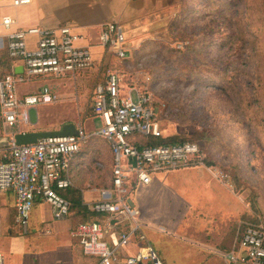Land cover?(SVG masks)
I'll list each match as a JSON object with an SVG mask.
<instances>
[{
	"label": "rangeland",
	"instance_id": "obj_1",
	"mask_svg": "<svg viewBox=\"0 0 264 264\" xmlns=\"http://www.w3.org/2000/svg\"><path fill=\"white\" fill-rule=\"evenodd\" d=\"M263 13L264 0H184L171 21L166 20L149 39L135 43L128 60L132 70L127 69L124 76L127 84L130 79L143 83L148 78L149 86L164 104L165 137L198 140L205 147L204 159L216 164L248 204L249 198L257 202V209L252 207V217L245 219L241 231L257 220L264 226V86L258 82L259 75L264 79ZM223 39L230 40V44L222 46ZM236 59L237 64L231 67ZM67 77L19 84L20 93L47 86L60 97L30 109L29 124L16 122L8 125L5 133L31 128L61 131L67 124L80 123L86 131L100 128V117L80 116L85 112L80 90L90 86L92 76L86 81L78 75L75 79ZM122 87V95L126 96L129 88L125 83ZM255 96L262 100V106ZM248 103L252 104L244 111ZM97 138L91 141L100 140ZM94 156L90 152L84 157V167H91ZM76 168L71 169L72 177H76ZM187 169L190 168L154 173L152 183L138 185L131 198L145 222L143 232L166 264H209L207 249L197 241L203 236V228L216 226L211 216L219 209L213 206L203 211L204 204L200 202L184 218L179 215L182 211L174 210L172 216L168 213L172 205L167 199L153 202L165 208L160 213L150 210L147 202V189L155 182L181 190L182 183L198 174L195 167ZM232 174L241 179L239 185ZM200 180L204 184L205 176ZM87 189L88 200L97 198ZM228 203L241 207L236 200ZM160 227L165 231H159Z\"/></svg>",
	"mask_w": 264,
	"mask_h": 264
},
{
	"label": "built area",
	"instance_id": "obj_2",
	"mask_svg": "<svg viewBox=\"0 0 264 264\" xmlns=\"http://www.w3.org/2000/svg\"><path fill=\"white\" fill-rule=\"evenodd\" d=\"M31 1L0 0V9ZM15 23L10 15L0 16V25L7 31L0 34V127L29 123L30 109L59 99L47 86L20 93L19 84L74 76L91 69L95 62L90 47L76 44L79 37L70 25L13 28ZM30 37H36L34 43L29 42ZM99 38L110 55L124 61L130 57L132 48L118 23L104 26ZM5 57L13 62L9 71L4 69ZM16 61L22 72L16 71ZM127 69L132 70L129 65L126 69H110L105 80L94 87L92 110L102 120L100 128L86 131L79 124L73 134L46 136L25 145L12 140L9 146L0 148V190L15 193L20 226L27 224L37 199L50 204L56 218L67 217L71 203L61 192L73 186L71 165L90 138L104 139L112 153V182L108 188L99 189L101 199L89 208L106 214L107 219L81 222L73 236L79 240L83 254L95 257L97 264H166L143 232L145 222L131 195L138 185H150L156 172L203 163V151L195 142L154 143L165 138L164 104L149 86L148 78L143 83L130 79L127 84ZM122 83L129 88L126 96L122 95ZM222 177L226 175L222 173ZM224 257L226 264H264L263 225H247ZM0 264H4L2 253Z\"/></svg>",
	"mask_w": 264,
	"mask_h": 264
},
{
	"label": "crops",
	"instance_id": "obj_3",
	"mask_svg": "<svg viewBox=\"0 0 264 264\" xmlns=\"http://www.w3.org/2000/svg\"><path fill=\"white\" fill-rule=\"evenodd\" d=\"M183 1L32 0L31 3L20 7H3L0 9V16L3 14L12 16L16 20L13 28L32 26L56 28L70 25L73 33L79 37L76 44L90 47L95 58L93 67L67 77L75 79L78 75L86 81L90 80L92 76V82L88 87L90 90L85 87H81L80 90L83 107H85V112L80 116L87 117L94 115L92 110L94 87L105 80L110 69L114 67L126 69L131 57L130 55L124 61L107 52L100 44L99 38L103 27L112 22L123 27L132 53L137 41L149 39L159 28L164 26L166 20L171 21L173 15L181 9ZM6 32L0 25V34ZM35 40L36 37L29 38L30 43H34ZM16 63H18L17 69L21 64L19 61ZM12 64L13 62L11 63V60L5 57L4 69L6 71L10 70ZM38 81L47 80L40 79ZM77 126L75 125V127ZM6 127H0V137H11L16 133H5ZM27 131L49 130L31 128L18 132ZM93 138L95 137L90 138L88 143L83 146L81 153L75 157L70 168L73 187L79 190L82 197L81 203L87 207L88 211L91 210L89 206L93 202L101 199L99 189L108 188L112 182L110 146L107 141L99 137L97 139L100 140L92 142ZM90 152L95 154L94 162L90 164V168L84 167V157ZM73 166L77 167L74 174L76 177H72L71 174ZM194 167L197 168L198 174L194 179L182 183L181 190L176 187L171 190L169 186L155 182L150 189H147L149 194L146 199L150 204V210L156 213L162 212L165 208L157 207L153 202L156 200L162 202L167 199L172 205V211H170V207L166 206L169 210L168 213L172 216L174 210L182 211L179 215L184 218H187L190 210L200 202L202 205L204 204L203 211L211 210L214 208L213 206L215 209H219L217 214L211 216L215 221L213 224L216 226L210 227L209 230L203 228L202 231L205 234L198 237L197 242L207 249L209 264H226L224 255L237 243L242 223L247 222L245 219L252 217V208L246 202V197L243 198L242 194L236 192L230 182L222 177L218 167L196 164L184 168L193 169ZM201 176H205L204 184L200 180ZM87 188L92 194L95 193L97 198L93 196L88 200L86 198ZM229 200H236V204L241 207H231L229 203L227 204ZM15 203L16 196L12 190H0V253L4 256V264H97L95 257L83 254L79 240L72 233L79 223L87 221L82 212L72 211L67 217L58 219L50 204L37 199L30 211L27 224L20 226L16 220ZM133 205H135L134 199ZM204 216L206 217V215ZM147 225L149 226L148 223H146Z\"/></svg>",
	"mask_w": 264,
	"mask_h": 264
},
{
	"label": "trees",
	"instance_id": "obj_4",
	"mask_svg": "<svg viewBox=\"0 0 264 264\" xmlns=\"http://www.w3.org/2000/svg\"><path fill=\"white\" fill-rule=\"evenodd\" d=\"M260 20L263 24V28H264V13L263 15L260 17ZM230 40H222V46H226V45H229L230 43ZM238 62V59L236 60H233L231 62V67L236 65ZM258 82H259V86L260 87H263L264 86V79L263 77H261L259 75V78H258ZM255 100L257 101V103H260V105L262 106V100L259 99V97L255 96ZM252 103H248L246 106H244V111H248L249 109V106L251 105ZM205 138V137H204ZM182 142H195L197 144L200 145L201 147V150L203 151L205 149L204 145L203 144H200L198 140L196 139H190V138H187V137H178V136H167L165 138H160V139H157L154 143H158V144H163V143H182ZM203 163L207 166H215L216 164H214L212 161H209L208 159H203ZM112 164V163H111ZM112 168V166H111ZM233 175V174H232ZM232 179L234 180V182L236 183V185L240 184L241 182V179L236 175L234 174ZM71 203V206H70V214L72 211H77V212H82L87 219V221H100V222H104L106 221L107 219V215L106 214H98V213H95L93 211H88L87 207L82 205V197H81V194L79 192V190L75 189L73 186L63 190L61 192ZM257 194V193H256ZM255 194V195H256ZM251 206V208L253 207L254 209H257V202L252 199V198H249L247 200ZM69 214V215H70ZM253 224L255 225H258L259 222L258 220L253 222ZM247 227V225L244 226V228L242 229V231L240 230V233H239V236L240 237L243 233V231L245 230V228ZM263 230H264V226H263Z\"/></svg>",
	"mask_w": 264,
	"mask_h": 264
},
{
	"label": "water",
	"instance_id": "obj_5",
	"mask_svg": "<svg viewBox=\"0 0 264 264\" xmlns=\"http://www.w3.org/2000/svg\"><path fill=\"white\" fill-rule=\"evenodd\" d=\"M20 70H22V67H17L16 71L19 72ZM75 130L76 127L74 124H67L61 131L16 132L11 136L12 138L10 136L0 137V148L9 146L12 140L15 141L17 145L32 144L42 137L73 134ZM112 223H114V220H112Z\"/></svg>",
	"mask_w": 264,
	"mask_h": 264
}]
</instances>
